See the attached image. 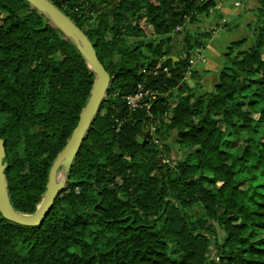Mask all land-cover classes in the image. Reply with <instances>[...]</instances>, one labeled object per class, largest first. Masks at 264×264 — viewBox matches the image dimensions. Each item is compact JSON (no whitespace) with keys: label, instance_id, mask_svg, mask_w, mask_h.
<instances>
[{"label":"trees","instance_id":"obj_1","mask_svg":"<svg viewBox=\"0 0 264 264\" xmlns=\"http://www.w3.org/2000/svg\"><path fill=\"white\" fill-rule=\"evenodd\" d=\"M50 1L86 34L110 80L43 220L0 214V264H264V0L197 93L186 54L211 30L190 24L217 0ZM156 63V73L140 71ZM188 74L200 86L192 65ZM93 79L42 12L0 0V137L14 209L35 210ZM137 82L155 93L142 99L148 107L125 102Z\"/></svg>","mask_w":264,"mask_h":264},{"label":"water","instance_id":"obj_2","mask_svg":"<svg viewBox=\"0 0 264 264\" xmlns=\"http://www.w3.org/2000/svg\"><path fill=\"white\" fill-rule=\"evenodd\" d=\"M42 12L64 35L68 36L76 48L90 65L94 79L88 96L80 109L77 120L72 127L61 149L52 159L47 172L45 188L34 211L24 213L13 208L9 201L4 167V147L0 137V214L4 218L17 223L33 225L40 223L51 208L55 197L64 186L67 172L72 159L84 137L86 130L99 110V104L104 97L109 84V74L96 56L92 42L86 34L50 0H27ZM172 57V56H171ZM61 170V175L57 174Z\"/></svg>","mask_w":264,"mask_h":264},{"label":"crops","instance_id":"obj_3","mask_svg":"<svg viewBox=\"0 0 264 264\" xmlns=\"http://www.w3.org/2000/svg\"><path fill=\"white\" fill-rule=\"evenodd\" d=\"M242 9L232 6L231 1L217 0L209 14L204 16L203 27H207L210 23L219 24L225 19V24L212 32L208 38L204 39L201 47L198 48L197 60L192 65L198 74L200 86L196 87L191 82L195 92L209 90L216 80L217 71L221 66L222 53L225 47L232 40H235L245 31L246 20ZM221 20V21H220ZM236 25V26H235ZM227 26H235V29H226Z\"/></svg>","mask_w":264,"mask_h":264},{"label":"built area","instance_id":"obj_4","mask_svg":"<svg viewBox=\"0 0 264 264\" xmlns=\"http://www.w3.org/2000/svg\"><path fill=\"white\" fill-rule=\"evenodd\" d=\"M241 1L242 0H231L232 6L238 7L239 5H241ZM181 28H182V26L177 24L173 27V29L171 30V33L174 31L180 30ZM209 28L213 32V31L217 30L219 28V26L214 24V23H210ZM197 57H198L197 51H193L191 53L186 54V58H187L188 63H189V69H190L191 65L197 60ZM158 68H159V63H156L155 65H153L152 67H149V68L142 66V67H140V71L143 73L154 74L158 71ZM189 69L186 70V74L189 73ZM161 70L166 71V66H162ZM154 95H155L154 91L145 87L143 82H137L135 91L131 94L124 95V99H125L126 104L130 108L137 107L140 105H145L146 107H148L149 102L146 100L142 101V99L144 98V96H148L149 98H153ZM164 160L168 161L167 159H164Z\"/></svg>","mask_w":264,"mask_h":264},{"label":"rangeland","instance_id":"obj_5","mask_svg":"<svg viewBox=\"0 0 264 264\" xmlns=\"http://www.w3.org/2000/svg\"><path fill=\"white\" fill-rule=\"evenodd\" d=\"M222 1H225V0H222ZM226 1H228V2H230L231 0H226ZM241 4H243V5H241L240 7H238L237 9H242V11L244 12V14H245V16H244V18L243 19H245L246 20V22L248 21V20H251L252 18H253V13L251 12V7L254 5V0H242L241 1ZM203 17V16H202ZM202 19V20H201ZM200 19V21H196V22H194V24H190V27H192V28H194V29H200V28H203V24H204V22H205V20L203 19V18H201ZM221 21V20H220ZM219 24L222 26V24H221V22H219ZM218 24V26H220ZM246 24V23H245ZM217 25V24H216ZM236 26V25H235ZM235 26H227L226 27V29H232V28H234L235 29ZM206 29H210L209 28V26H207L206 27ZM148 30H150V28H148ZM249 31L250 30H248L247 28H246V26H245V31L243 32V33H241V35H249ZM180 34H178L177 36H175L174 37V39L175 40H177L178 38H180ZM240 36V35H239ZM149 37V36H148ZM246 37H248V36H246ZM249 42V37H248V39H247V41H246V43L245 44H247ZM177 43V42H176ZM177 44H179V43H177ZM196 51V50H195ZM194 64V63H193ZM192 64V65H193ZM185 78H186V80H188L189 82L188 83H191L192 82V79L190 78V76H189V74H185ZM174 99L172 98L171 100H170V104L169 105H171L172 104V101H173ZM164 116H165V118H166V120L168 119L167 117V111H166V113H164ZM153 125H154V123H153V121H152V124H150L149 126H150V128L151 127H153ZM172 133H173V130H170V132H169V135H167V137H166V140L165 141H167L168 143H169V154H170V156H171V158H174V157H176L177 155H178V152H177V150H176V148H175V145L173 144V142H171V139H172ZM182 153V151L180 152V154ZM171 161V160H170ZM57 174L60 176L61 175V170H58V172H57Z\"/></svg>","mask_w":264,"mask_h":264}]
</instances>
